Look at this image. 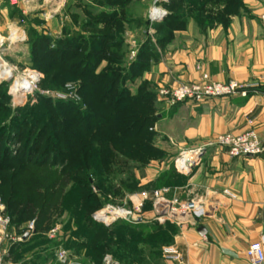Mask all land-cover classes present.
Listing matches in <instances>:
<instances>
[{
  "label": "crops",
  "instance_id": "crops-1",
  "mask_svg": "<svg viewBox=\"0 0 264 264\" xmlns=\"http://www.w3.org/2000/svg\"><path fill=\"white\" fill-rule=\"evenodd\" d=\"M223 8L224 4L215 9ZM225 20L216 18L211 25L196 26L191 17L164 47L158 43L156 26L146 25V13L137 17L128 12L114 23L124 43V88L133 96L145 89L153 94L157 120L151 127L152 145L167 152L165 162L151 160L146 174L137 175L138 187H144L137 194L140 203L146 200L142 193L167 187L164 184L170 180L166 175L173 172L174 181L168 186L174 192L171 196L179 201L201 200L207 211L201 220L178 224L153 221L152 207L150 225L144 226L142 237L149 234L154 238L168 229V241L154 244L153 239L152 243L141 239L135 243L136 249H124L127 263L251 264L246 256L248 245L264 239V155L231 157L212 145L222 133L256 130L264 138V0H241L238 11L227 14ZM128 37L136 38L134 45ZM204 74L219 82L235 80L242 88L232 96L203 103L169 105L158 95L162 87L196 81ZM200 148L203 152L191 171L179 173L175 159L180 152ZM149 183L152 186L145 187ZM154 222L160 229L152 227ZM200 226L206 235L198 232ZM56 228L58 235L40 237L37 233L14 246L10 264H98L90 253L93 246L77 233L80 226L73 225L66 232L61 224ZM63 234L68 235L67 240H60ZM168 245L178 249L181 262L164 258L163 249ZM61 249L68 251L67 262L57 258Z\"/></svg>",
  "mask_w": 264,
  "mask_h": 264
},
{
  "label": "rangeland",
  "instance_id": "rangeland-1",
  "mask_svg": "<svg viewBox=\"0 0 264 264\" xmlns=\"http://www.w3.org/2000/svg\"><path fill=\"white\" fill-rule=\"evenodd\" d=\"M119 1H128L126 9L129 14L138 17L146 13V25L150 27L161 21L151 23L148 20L153 0ZM93 5L89 4V0H66L65 4L61 0H36L29 7L20 8L12 6L7 0L1 1L0 44L3 58L18 71L35 70L40 74L37 90L16 101L10 91L11 79L0 81V185L3 183L0 196L6 213L12 216L11 229L17 235L24 234L31 221L40 220L42 225L33 236L37 233L42 235L40 237L58 235V231L50 234L57 224H61L65 232L72 231L73 225H77L80 226L77 233L88 242L94 236L92 231L87 233V227L84 228L89 221L99 226L96 239L108 242L104 239L107 233L104 227L113 228L125 223L135 225V222L123 218L107 223L94 218L109 206L132 209L135 215L140 214L146 217L145 220H150L152 201L145 200L142 204L137 195L144 191V187H138L140 180L137 175L146 174L149 162L140 163L130 157V149L124 151V142L120 136L113 134L112 127L98 132L96 123L100 120L86 114L90 106L79 93L82 81L68 77L65 82H56L51 73L46 75L42 70L43 62L36 56L38 52L35 51L40 49L39 43L45 37L69 36L79 31L89 36V30L85 32L82 27L89 12L98 14ZM163 7L168 11L165 5ZM194 23L199 25L196 20ZM141 34L140 31V37ZM128 40L134 45L136 38L128 37ZM105 65L106 61L100 64L99 75ZM60 95L67 98H59ZM67 104L80 107L81 115L70 112ZM123 115L121 111L118 113L120 117ZM112 121H109L110 126ZM92 132L93 141L89 143L88 137ZM111 139L114 143H107ZM156 152V158L162 157L158 160L165 162L167 152L160 150V156ZM100 158L107 159V166H100ZM172 173L166 175L170 180L164 184L167 187L174 181ZM149 186L152 184L145 187ZM173 193L171 189L166 197L173 199ZM117 231L120 233L119 228H113L108 235L117 236ZM124 232V229L121 230L123 236ZM59 237L60 240L68 239L65 234ZM114 246L118 247L117 243Z\"/></svg>",
  "mask_w": 264,
  "mask_h": 264
},
{
  "label": "trees",
  "instance_id": "trees-1",
  "mask_svg": "<svg viewBox=\"0 0 264 264\" xmlns=\"http://www.w3.org/2000/svg\"><path fill=\"white\" fill-rule=\"evenodd\" d=\"M127 2L119 0L110 2L109 0H89V4H94L93 6L98 10L97 15H92L89 12V17L86 23L83 24L82 30L85 32L89 30V36L79 31L69 36L45 37L39 43L40 49L35 52H38L36 56L43 62L42 70L46 75L51 73L56 78V82H65L68 77H75L82 81L79 93L84 98L85 103L90 106L86 114L100 120L96 123V126L99 127L98 132L101 133L105 128L112 127L113 134L120 136L119 138L124 142V151L129 148L131 151L130 157L145 164L151 160H162L163 158H156V151H158L156 153L159 156L162 154L159 149L154 148L152 145L154 134L151 131V127L157 118L154 115L153 94L145 89L138 95L133 96L124 88L123 39L119 29H114V23L120 16H124V18L127 16ZM240 3L241 0H171L165 3V7L169 11L168 16L156 25L158 43L164 47L172 39L174 31L184 29L188 19L191 17L200 26L211 25L214 19L225 20L227 14L237 12ZM222 4H224L223 9H215ZM78 7L81 9L80 6ZM117 7L119 9L115 10ZM100 23H104V27L100 28ZM104 61L107 62V65L102 68L99 75L98 69ZM66 106L70 112L74 111L78 116L81 115V108L76 104H67ZM93 108L95 109L93 110ZM120 111L124 113L122 116L124 120L118 116ZM134 118L137 119L133 121ZM111 120L113 121L110 126L109 121ZM123 121L124 125L122 124ZM131 121L133 122L131 123ZM121 126L122 128H120ZM92 129L94 128L92 127ZM93 135L94 132L88 137L89 143L93 141ZM111 142L114 143L113 139L107 140V143ZM78 144L81 145L79 139ZM108 152L111 151L108 150ZM101 154L103 153L101 152ZM105 154L107 155V150ZM98 161H100L101 165H99L102 167L108 164L107 159L100 158ZM82 165L85 166L84 163ZM2 186L3 183L0 185V192ZM10 217L12 219L11 215ZM145 219L146 217H143V221L134 227L127 223L113 227L120 230V233L117 231V236L108 235L113 228L104 227L105 232H107L104 239H107L108 242L113 241L111 243L98 241L95 234L99 226L88 221L84 228L87 227V233L92 231L94 234L89 240V244L93 246L90 253L94 256L95 261L98 264L103 263L105 254L111 251L110 254L122 264H130L126 262L124 257L125 248L129 249L132 247V249H136L135 243L141 239L151 243L153 239L154 244L157 242L166 243L169 238L168 229L160 230L154 238L149 234H145V237H142L144 226L150 225L149 223L147 224ZM41 225L42 221L36 220L35 232H38L37 229ZM152 227L160 229L157 222H154ZM123 229L125 230L124 236L121 233ZM114 243H117L118 247H113Z\"/></svg>",
  "mask_w": 264,
  "mask_h": 264
},
{
  "label": "built area",
  "instance_id": "built-area-1",
  "mask_svg": "<svg viewBox=\"0 0 264 264\" xmlns=\"http://www.w3.org/2000/svg\"><path fill=\"white\" fill-rule=\"evenodd\" d=\"M2 1V0H1ZM12 6L29 7L36 0H7ZM52 1V0H49ZM65 4L66 0H61ZM171 0H153L149 10L148 20L151 23L162 20L168 11L163 7L165 3ZM0 44V81L11 78L10 91L14 100L24 98L27 94L37 90L40 82V74L35 70L18 69L12 64L5 61L2 56ZM23 84H27L23 86ZM251 84L249 86H253ZM242 88L235 80L219 82L212 80L209 75L204 74L199 80L190 82H181L167 87H162L158 91L161 100L169 105H176L183 102L203 103L209 99L228 97L239 92ZM246 93L245 91L243 92ZM59 98L66 99L67 96L60 95ZM212 145L220 147L227 151L231 157H250L264 155V138H261L256 130H250L244 133H222L213 141ZM203 152V149L184 150L175 159L177 169L182 173H189L192 165L196 164ZM171 191L169 187L154 189L151 192L142 193L144 199L151 200L153 204L154 217L153 221L157 222H177L185 223L189 219L201 220L206 216L205 203L201 200H191L180 202L177 197L167 198L166 194ZM141 206V205H140ZM121 214H115L116 211ZM138 210H141L140 208ZM103 213L105 215H103ZM96 220L104 222L116 221L123 218L130 222H141L143 217L140 214L135 215L134 210L128 208H115L109 206L97 213L94 217ZM114 219V220H113ZM141 219V221H139ZM110 220V221H109ZM12 220L6 213V208L0 196V264H10L9 255L12 247L23 242L25 235L31 236L36 231V221H31L27 231L22 235H17L11 229ZM57 228L51 231L55 234ZM28 236V237H29ZM163 255L166 260L181 262L182 258L178 249L174 245L164 247ZM246 256L251 264H264V239L251 242L246 250ZM57 258L60 262L68 261V252L61 249L57 252ZM103 264H122L112 254L107 253L103 258Z\"/></svg>",
  "mask_w": 264,
  "mask_h": 264
},
{
  "label": "water",
  "instance_id": "water-1",
  "mask_svg": "<svg viewBox=\"0 0 264 264\" xmlns=\"http://www.w3.org/2000/svg\"><path fill=\"white\" fill-rule=\"evenodd\" d=\"M11 79V78H10ZM194 166V164L192 165V167ZM139 221H141V219L139 220ZM198 232L201 234V235H206V233H207V231H206V229L203 227V226H200L199 228H198ZM29 235L28 234H26L25 235V239L28 237Z\"/></svg>",
  "mask_w": 264,
  "mask_h": 264
},
{
  "label": "bare ground",
  "instance_id": "bare-ground-1",
  "mask_svg": "<svg viewBox=\"0 0 264 264\" xmlns=\"http://www.w3.org/2000/svg\"><path fill=\"white\" fill-rule=\"evenodd\" d=\"M1 66H3L2 63H0V68H1ZM23 86H26V87H27V84H23ZM115 214H121V212H119V210H118V211L115 212ZM103 215H105V214L103 213ZM113 220H114V219H113Z\"/></svg>",
  "mask_w": 264,
  "mask_h": 264
}]
</instances>
